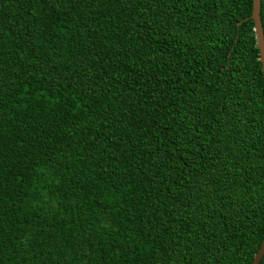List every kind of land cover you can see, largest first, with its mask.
Segmentation results:
<instances>
[{"label":"trees","instance_id":"1","mask_svg":"<svg viewBox=\"0 0 264 264\" xmlns=\"http://www.w3.org/2000/svg\"><path fill=\"white\" fill-rule=\"evenodd\" d=\"M250 13L0 0V264L251 263L264 88ZM259 17L264 39V0Z\"/></svg>","mask_w":264,"mask_h":264},{"label":"water","instance_id":"2","mask_svg":"<svg viewBox=\"0 0 264 264\" xmlns=\"http://www.w3.org/2000/svg\"><path fill=\"white\" fill-rule=\"evenodd\" d=\"M260 0H251V13L249 19L253 23V33L256 42V48L258 50V60L260 62L261 76L264 88V39L262 34V28L259 17ZM239 24V23H238ZM264 254V234L262 236L261 243L258 250L253 256L250 264H258Z\"/></svg>","mask_w":264,"mask_h":264}]
</instances>
